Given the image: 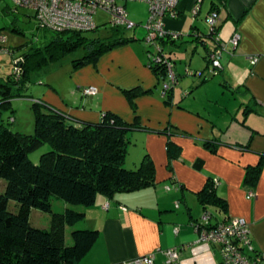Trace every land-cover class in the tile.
Returning <instances> with one entry per match:
<instances>
[{
  "label": "crops",
  "instance_id": "obj_1",
  "mask_svg": "<svg viewBox=\"0 0 264 264\" xmlns=\"http://www.w3.org/2000/svg\"><path fill=\"white\" fill-rule=\"evenodd\" d=\"M177 1L178 16L168 19L166 27L180 37L174 43L165 42L161 46L168 58L171 55L179 58L177 64V59L171 57L178 79L187 77L180 73V66L202 72L204 80L192 77L194 88L201 86L209 91L203 83L211 75L207 58L215 43L205 37L208 14L215 11L218 15L217 38L222 45H227L234 34L240 35L237 48L231 54L222 55L220 84L229 89L228 98L231 96L236 102L233 114L226 108L225 121L218 123V113L213 117L208 111L193 110L190 102L182 105L181 94L186 90L181 83L174 89L173 106L163 103L160 84L145 65L146 51L143 45L134 44H142L144 33L142 31L141 38L136 39L135 30L128 34L134 42L107 52L95 65L74 70L67 63L70 68H66L64 76L57 75L59 78L51 80L35 99L88 122H98L107 111L127 123H132L137 116L142 128L131 131L128 138L130 140L133 132L142 133L147 140L142 155L149 154L156 173L160 170L155 175L154 187L120 194L111 200L99 196L95 205L85 210L81 228L97 230L99 237L78 264H121L152 253L155 264H167L161 253L169 248L178 250L180 264H223L219 246L200 242L195 227L204 213L195 193L202 189L208 177L217 182V193L227 203V218L244 219L249 224L252 245L264 254V164L256 184L252 187L244 184L246 168L256 166L264 153V0ZM195 5H199V10L193 16ZM196 35L204 38H195ZM90 86L98 93L83 96L81 90ZM134 88L146 92L135 99V115L122 93L124 89ZM206 102L209 103V99ZM250 105L253 111L244 114V108ZM168 124L187 135L174 139L181 147L180 160L172 163L173 176L166 171L171 185H175L173 188L159 185L167 179L162 173L163 166L166 170L167 165L166 139L142 130H161ZM13 131L19 132V129ZM208 142L215 152L207 146ZM125 167L128 168L126 162ZM249 193L252 197L248 198ZM53 207L62 210L65 205L55 202ZM206 210L218 213L214 220L212 216L211 224L225 220L224 214L213 207Z\"/></svg>",
  "mask_w": 264,
  "mask_h": 264
},
{
  "label": "trees",
  "instance_id": "obj_2",
  "mask_svg": "<svg viewBox=\"0 0 264 264\" xmlns=\"http://www.w3.org/2000/svg\"><path fill=\"white\" fill-rule=\"evenodd\" d=\"M32 18L38 29L53 33V37L45 46L30 49L19 56L23 58V73L18 79L12 74L7 80L0 79V108H7L12 98L23 97L19 90L34 72L46 67L55 71L64 60L74 70L95 65L102 55L135 41L128 35L130 31L122 27L96 26L88 32L58 33L39 28L34 13ZM215 36H218V27H215L213 35L208 32L205 36L214 41V49L220 47ZM195 38L204 37L196 35ZM165 42L170 40L161 41L162 44ZM10 51L13 55V50ZM207 61L210 66L208 58ZM145 65L156 76L158 84L166 81L165 65L152 62ZM192 72V75H186L203 78L202 72ZM178 78L176 73V81ZM174 89L175 86L171 87L162 97L168 107L173 106ZM122 93L131 103L135 115V99L146 92L134 88L124 89ZM33 108L35 119L32 134L10 129L9 125L14 121L11 122L12 116L8 124L0 123V182H4L3 192H0V264H78L99 237L97 230L81 228L85 210L94 206L99 196L111 200L120 194L154 187L157 184L155 166L149 154L145 153L139 166L125 167L130 144L128 134L142 128L137 116L132 123H127L107 111L101 114L98 122H88L57 110L42 100L35 101ZM251 111L253 106L250 105L244 108L243 113ZM142 130L166 137V167L173 176L171 162L178 159L181 152L174 139L187 136L186 133L170 124L161 130ZM209 143L207 146L212 148ZM43 146H48L49 151L40 156L37 164L33 163L30 154ZM212 152H215L214 148ZM263 164L264 153L256 166L246 168L245 185L252 187L256 184ZM195 194L204 213L213 216L212 211L206 210L213 207L224 214V221L229 219L227 203L218 195L212 177H208L202 189ZM55 202L63 203L65 208L54 212ZM32 211L47 214L49 227H33L30 223ZM249 256L264 264V254L255 248Z\"/></svg>",
  "mask_w": 264,
  "mask_h": 264
},
{
  "label": "built area",
  "instance_id": "obj_3",
  "mask_svg": "<svg viewBox=\"0 0 264 264\" xmlns=\"http://www.w3.org/2000/svg\"><path fill=\"white\" fill-rule=\"evenodd\" d=\"M14 9L23 8L32 11L38 21L39 28H46L53 32H88L96 28L95 15L97 12L105 13L111 27H122L126 30H135L138 26L129 21L127 13L120 2H141L148 7V20L142 30L144 36L142 44L147 48V63L163 64L166 67V81L161 90V96L176 84V72L173 64L166 58L161 41H177L180 35L171 32L166 27L168 19H176L179 4L177 0H8ZM201 0H198L200 2ZM199 5L192 8V15L196 16ZM218 15L212 11L206 17L208 32L213 35L217 27ZM7 38L0 31V56H12L6 47ZM217 47L208 55L213 74L222 70V55L231 54L238 46L240 35L234 34L227 45H222L215 36ZM229 48V49H228ZM149 49V50H148ZM23 58L16 57L12 60V75L18 79L23 73ZM192 71L187 74L192 75ZM83 96H94L98 93L95 87H85L81 90ZM13 119H11V122ZM217 182L215 181V184ZM252 194H248V198ZM107 207V206H106ZM212 215L203 213L196 229L199 232L198 240L206 244L219 246L223 264H261L257 258L249 255L254 251L251 244L249 224L242 218L230 217L227 221L211 224ZM177 233V231H175ZM247 254H246V253ZM167 264H180V254L176 248H169L161 253ZM121 264H155V254H148Z\"/></svg>",
  "mask_w": 264,
  "mask_h": 264
},
{
  "label": "rangeland",
  "instance_id": "obj_4",
  "mask_svg": "<svg viewBox=\"0 0 264 264\" xmlns=\"http://www.w3.org/2000/svg\"><path fill=\"white\" fill-rule=\"evenodd\" d=\"M119 5L123 6V8L125 9L129 21L133 22L135 25H138V27L135 29V38L136 39L141 38L143 31L141 30L142 29L141 26H144L148 20L147 5L141 2H126V3L120 2ZM32 17H33V13L30 10L18 8V10L14 11L11 2H9L8 0H0V31L7 38L6 47L13 50L12 56H8V55L1 56L2 58L0 59V78L7 80L11 76L12 60L15 57L25 55L27 52H29L30 49L41 48L45 46L52 39L53 33L46 30L38 29ZM94 19L97 27L99 28L110 27L109 24L110 19L105 13L100 11L97 12ZM134 44H137V46L143 45L139 42H135ZM142 47L145 49V51H147V48L144 45ZM165 56L166 58H168L169 55L166 54ZM171 57L177 59V64L180 63L178 61L179 58L177 56L171 55L170 58L168 59L172 62L173 66H175L176 64L174 62V59H172ZM67 62H68L67 60H64L62 62L63 64L55 71L51 68L46 67L43 70L34 72L30 76L29 81H27V83L19 90V94L23 97L12 98V101L10 105L7 106V108H0V123L5 125L8 124L7 122L9 118L12 116L15 119V123L14 125L13 124L9 125L10 129L12 130L19 129V132H23V134H28V133L32 134L34 131L35 111L33 108V104L36 101L35 99L40 97L41 92L44 90L45 87L50 85L49 83L51 80L53 79L55 80L59 78V76L57 75H61V77L64 76V73H66L67 71L66 68H70L71 65V64L70 65L67 64ZM212 69L213 68L211 67L210 70ZM190 70L191 69L189 66H185V67L180 66V73L182 75L184 73V75L187 77L180 78L175 84V88L176 87L179 88V84L181 83L182 87L185 88L186 90V92L184 91L181 94V98L184 99L182 100L181 104L183 105L184 103L190 102L192 103L193 110L205 112V113H207L208 111V113L213 115V117H215L216 114L218 113V123H222L223 121L226 120V116L228 114L226 108L233 114L236 107L235 104L236 102L233 101V99H230L231 94L229 93L230 98H228V94L226 93L229 92V89L221 86L220 84L222 80L221 78L222 74L221 73L213 74V72L209 70L211 75H209L207 82L203 83L204 85L207 84V87H209L208 88L209 91H205L204 88L203 89L201 88V86L194 88V86L192 85L193 84L192 77L186 75L187 71ZM61 82L63 81H60V83ZM163 84L164 83H160V91L163 88ZM174 93L175 92L173 91V94ZM173 94H172V98L174 97ZM1 99L2 96L0 94V101ZM206 99H209V103L206 102ZM203 108H206V110ZM223 127L225 126L223 125ZM262 127L264 128V123L262 124ZM143 136L144 135L140 132L138 133L133 132L132 136H130L131 141L129 144V150L125 157V162L126 164H128V168H131V166L133 167L139 166L142 161L143 158L142 156H144L142 154L147 141ZM163 138L166 139V137ZM48 151H49L48 146H43L31 154L30 160L33 163L37 164L40 156ZM165 157L167 160L166 153L164 154V158ZM179 160L180 159H175V161H172L171 167L173 162ZM163 167L164 168H162V173L164 172V177L167 178L166 175L167 173L166 171H168L167 167L166 170H165V166ZM158 172L160 173V170H158ZM158 172L156 173V169H155V175L156 174L158 175ZM162 184L171 185V181L167 178L165 181H162L159 185ZM170 187L173 188L175 187V185H171ZM3 189H4V182L2 181L0 182V192H3ZM11 207L13 208V205H11ZM11 207L10 209L12 210ZM53 211L58 212L60 210L53 209ZM35 213H38V215L40 216H37V214ZM215 217H218V213L214 211L212 220H214ZM31 218H32L33 227L35 228L49 227L50 218L47 214H43L41 212L35 211L33 212ZM69 243L71 244V241Z\"/></svg>",
  "mask_w": 264,
  "mask_h": 264
}]
</instances>
